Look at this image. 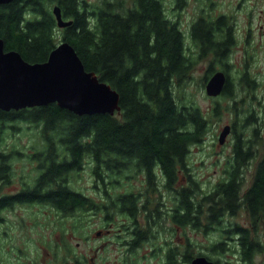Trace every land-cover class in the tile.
Segmentation results:
<instances>
[{"label":"trees","instance_id":"1","mask_svg":"<svg viewBox=\"0 0 264 264\" xmlns=\"http://www.w3.org/2000/svg\"><path fill=\"white\" fill-rule=\"evenodd\" d=\"M187 1L172 0V8L164 0L0 4L5 51H17L29 63L44 62L58 43L66 41L87 71L118 92L120 106L114 115H77L55 103L0 110V225L4 212L15 206L46 208L65 237L61 245L52 247L63 264L71 262L74 252L67 235L84 237L83 218L88 211L103 222L116 218V224L131 223L128 237H134V246L155 242L145 222H137L143 217L152 218L159 227L166 223L167 235L177 230L185 236L191 231L200 234L205 242L197 250L228 247L248 260L251 250L264 248V241L247 229L249 217L264 215L263 152L250 185L244 176L252 160L250 125L255 119L245 107L251 72L247 66L236 72L242 94L238 100L230 76L237 44L231 19L227 14L215 16L213 0H204L206 10L198 9L183 29L178 18ZM55 5L64 20L72 21L69 26H57ZM202 62L208 64L201 77L203 87L214 71L226 75L222 92L208 110H202L185 89ZM224 113L232 117L231 153L220 177L204 188L191 171L189 157ZM25 129L34 130L27 151L16 142L8 144L10 137ZM23 157L31 166L30 174L20 177L18 189L5 192L14 182L15 163ZM82 171L92 178L95 196L74 185ZM164 192L170 202L166 209L161 202ZM241 212L243 222L238 217ZM174 245V259L168 264H177V254L185 260L186 249Z\"/></svg>","mask_w":264,"mask_h":264},{"label":"rangeland","instance_id":"2","mask_svg":"<svg viewBox=\"0 0 264 264\" xmlns=\"http://www.w3.org/2000/svg\"><path fill=\"white\" fill-rule=\"evenodd\" d=\"M88 3L93 4L100 0H86ZM165 5L172 8V0H164ZM211 2V1H210ZM213 9V14L217 16L218 14H227L229 20L231 19L233 29L235 30L237 44L234 47L232 55V68L230 69V76L234 78L235 88H237V99L240 100L241 92L239 91V83L235 80L236 72L243 69L245 66L248 67L249 71L252 72L253 64L255 70L258 69L259 73L264 71V0H213L211 2ZM204 6V0H188L185 7L179 11L180 17L178 18L180 25L183 29H187L190 25L191 20L197 15L198 9ZM209 4L207 3V8ZM206 10V7L204 8ZM170 13V12H169ZM232 16V17H231ZM177 19V17H176ZM206 62H202L197 66V69L192 73V79L188 84H186V94L192 97L194 102L201 107L202 110H208L214 99L206 96L204 92V87L201 83V77H203L206 67ZM235 90V91H236ZM264 98V95H263ZM246 109L251 112V103L247 99L245 103ZM245 107H241L242 110H246ZM258 113H254L255 116H259V126L258 123L254 124L259 129L258 135L259 143V155L262 154V149L264 145V110H259L256 106ZM247 111V110H246ZM253 113V112H251ZM242 114L239 113L238 116ZM232 117L228 113L222 114L217 122H214L210 126V130L207 133L203 143L192 148L189 162L191 166V171L197 176L198 180L203 183L204 188L208 185L213 184L221 175L223 162L226 157L231 153V145L233 142L232 132L226 137L225 143H218V136L225 124L231 125ZM251 126V125H250ZM252 126V127H253ZM251 127V129H252ZM244 131V129H242ZM34 130L25 129L18 134L13 135L8 142H16L18 148L27 151L29 142L32 140ZM245 132L249 133V130ZM252 137V136H251ZM256 141L254 144L256 145ZM250 162V167L245 170V183L250 185L252 178V168L257 162ZM252 162V163H251ZM30 164L23 157L20 161L16 162L14 165L15 178L14 182L9 186L5 187V192H11L19 188V183L22 179H26L30 174ZM22 177V179L20 178ZM136 185H140L138 181H135ZM75 186L80 187L81 190L88 193L91 196L93 181L90 177L88 171H82L79 178L74 182ZM168 193H163V198L161 202H164V209L168 208L170 202L168 201ZM163 209V208H162ZM5 220L0 225L1 235V245L3 246L2 257L5 264H11L12 261L18 260L17 254L21 255L20 261L25 259L26 263L36 256L39 255L41 261H46L47 264H63L56 259L54 256V250L52 247L55 243L61 245V240L64 234L58 233L57 223L53 221V217L46 208H41L36 204L34 206L21 205L15 206L11 211H6ZM239 220L243 222L245 213L241 212L238 216ZM54 222V223H52ZM84 230L81 237L76 233V235H67L69 237V244L75 250V253L82 259V261L87 264V260L92 256L90 251L92 247L97 248L104 240L109 239L110 241H115L113 237H98L95 235L97 230L104 229L103 221L101 217L94 212H87L83 218ZM117 223L116 226H119ZM161 225V224H160ZM115 226L113 230H116ZM188 236L182 235L178 230L177 234L165 235L168 240L173 243L180 245V249H188L196 247L205 242V239L196 232H187ZM186 237L189 239L187 240ZM168 242V241H167ZM169 243V242H168ZM175 246V245H174ZM193 246V247H192ZM18 249L23 250V254L19 253ZM123 248L117 247H107L100 248L95 252L97 260L100 263L113 261L116 255L122 253ZM200 250V249H199ZM203 250V249H201ZM198 251V250H197ZM40 253V254H39ZM235 257V255H234ZM237 258V257H236ZM150 258H145L138 256L137 262L139 264L151 263L154 264L155 261ZM22 262V261H21ZM21 262L18 261L17 264ZM3 263V264H4ZM66 264V263H65ZM67 264H71L67 263ZM112 264V263H111Z\"/></svg>","mask_w":264,"mask_h":264},{"label":"water","instance_id":"3","mask_svg":"<svg viewBox=\"0 0 264 264\" xmlns=\"http://www.w3.org/2000/svg\"><path fill=\"white\" fill-rule=\"evenodd\" d=\"M10 1L0 0V4ZM52 11L59 28L72 23L62 18L57 5ZM225 82V73L214 71L205 83V94L218 96ZM51 103L77 115H114L120 111L118 92L94 72L87 71L68 42L57 44L44 62L29 63L17 51H5L0 38V110H19ZM229 132L230 125H224L218 136L220 144L225 142ZM192 264L214 263L198 257Z\"/></svg>","mask_w":264,"mask_h":264},{"label":"flooded vegetation","instance_id":"4","mask_svg":"<svg viewBox=\"0 0 264 264\" xmlns=\"http://www.w3.org/2000/svg\"><path fill=\"white\" fill-rule=\"evenodd\" d=\"M260 70L256 69L253 64V70L250 73L251 78L249 79L248 84V100L251 103V112L258 113L256 110V106L259 107V110H264V71L258 72ZM254 121L251 123V127L258 123L259 124V116L254 115ZM261 127V125L259 124ZM259 129L256 126H253L251 129V135H252V161L257 162L252 168V178L253 174L255 173V169L258 166V163L260 162L258 160V145L254 144L255 139H259L260 136L258 135ZM262 139H264V135L262 136ZM264 155V151H263ZM264 158V156H263ZM2 218L0 217V220ZM5 220V219H3ZM103 222V228L102 230H97L95 232V235L98 237H113L115 241H110L109 239L104 240L102 244H100L97 248L92 247L90 250L92 252V256L89 257V260H87V264H139L137 262V257H145L150 258L149 261L152 259L155 261L154 264H168L169 261H172L174 259L173 250L175 246H173L172 242L169 241V238H166L165 235L170 231L169 227L166 223L161 224L159 227L158 224H155L154 220L152 218H147V220L143 217H139L137 219V222H145L146 226L145 228L147 232L151 231V233L155 234V237L151 235L155 242L146 240L142 243H139L138 245H133V238L128 237L129 232L131 230V223H120L119 226H116V218H114L112 221L110 219ZM250 227L248 226L247 229L250 231V235L253 234L255 237H257L258 240L264 241V215L258 216V217H249L248 221ZM117 228L116 230H113V227ZM2 234H0L1 236ZM132 234H130L131 236ZM261 237V238H259ZM238 238V236L235 237V239ZM252 238V237H251ZM152 239V238H151ZM254 239V238H252ZM169 243H168V242ZM107 248V247H117V248H123L122 253L120 255H116L111 262H104L100 263L97 260V256L95 255V252L98 251L100 248ZM190 247V246H189ZM19 253L23 254L22 249H18ZM3 246L0 245V260L3 264ZM40 254V253H39ZM241 251H236V249L232 248H225L224 250L218 251L215 249H203L194 251V249L188 248L185 250L184 256L185 260L183 262V257L181 255L177 254V264H192L193 260L198 257H204L207 261H210L214 264H264V248L263 249H253L250 251L251 257L250 259H245L244 255ZM235 255V257H234ZM18 260L12 261L11 264H17L18 261L21 262L20 264H25V259L20 261L21 255L17 254ZM220 256L224 257L225 259H222ZM56 259L61 260L57 253H55L54 256ZM237 257V258H236ZM70 259L71 264H85L82 259L74 252H70ZM68 263V262H67ZM5 264V263H4ZM27 264H47L45 261H41L39 258V255L36 256L34 259L27 262ZM145 264H151V263H145Z\"/></svg>","mask_w":264,"mask_h":264}]
</instances>
